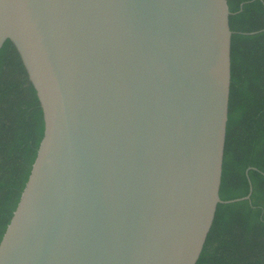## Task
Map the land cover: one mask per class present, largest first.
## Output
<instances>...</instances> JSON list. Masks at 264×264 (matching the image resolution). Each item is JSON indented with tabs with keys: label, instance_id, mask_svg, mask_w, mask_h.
<instances>
[{
	"label": "water",
	"instance_id": "obj_1",
	"mask_svg": "<svg viewBox=\"0 0 264 264\" xmlns=\"http://www.w3.org/2000/svg\"><path fill=\"white\" fill-rule=\"evenodd\" d=\"M242 4V3H241ZM227 0H0L43 133L0 264H195L219 195Z\"/></svg>",
	"mask_w": 264,
	"mask_h": 264
},
{
	"label": "trees",
	"instance_id": "obj_2",
	"mask_svg": "<svg viewBox=\"0 0 264 264\" xmlns=\"http://www.w3.org/2000/svg\"><path fill=\"white\" fill-rule=\"evenodd\" d=\"M231 80L215 216L195 264H264V0H227ZM242 3V4H241ZM43 133L42 111L13 43L0 47V238Z\"/></svg>",
	"mask_w": 264,
	"mask_h": 264
}]
</instances>
